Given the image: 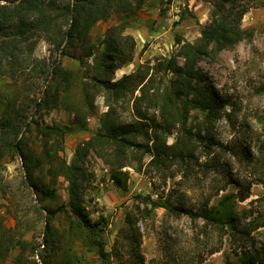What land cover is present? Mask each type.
I'll return each instance as SVG.
<instances>
[{"label":"rangeland","instance_id":"374dc122","mask_svg":"<svg viewBox=\"0 0 264 264\" xmlns=\"http://www.w3.org/2000/svg\"><path fill=\"white\" fill-rule=\"evenodd\" d=\"M213 3L214 0H155L152 9L144 4L137 19L124 30L136 40L133 59L117 69L114 77L135 72L144 74L145 80L152 81L155 87L161 86L171 74L165 77L153 66L177 52V38L194 42L199 37L200 28L210 20ZM241 4L248 7L240 20L244 37L198 62L213 88L227 100L219 117L208 118L200 109L188 110L184 127L176 123L164 132L162 142L167 156L155 162L149 154L137 151L142 156L139 164L127 151L126 162L130 163L122 168L129 174L126 190L113 183L109 165L102 158L93 151L85 157L91 172L83 193L85 212L92 221L103 219L101 231L89 234L80 228L65 206L67 182L60 179L54 185V197L44 200L57 210L50 218L54 231L50 234L44 228L45 212H40L35 196L20 181L19 158L1 166L0 227L10 229L13 236H22L29 246H34L38 264H42V258L45 264H140L126 236V213L141 232L138 252L143 256L142 264H243L249 256L263 258L260 250L264 248V0H241ZM119 22L115 15L98 21L90 31V40L98 44L105 29ZM50 48L40 38L34 52L39 57L53 56ZM90 60L85 63L90 64ZM177 60L182 62L181 57ZM61 62L77 72V80L62 93L64 105L42 109L40 117L44 123L66 130L59 154L69 162L77 145L98 131L99 118L107 106L103 92L90 87L88 92L96 111L86 119L89 129L82 131L71 124V107L81 105L80 81L87 82L85 73L89 76L92 69L69 57H62ZM8 81L1 78L0 87ZM41 90L42 87L33 91L31 97L36 99ZM134 94H139V90ZM110 103L120 120L132 118V97L111 99ZM145 104L142 102V108ZM148 114L156 115L157 111L149 109ZM195 133L211 136L215 143L209 145L196 138ZM175 142L179 144L174 145ZM177 149L183 150V156H173ZM109 154L110 149L105 148L108 160ZM38 172L47 180L43 168ZM242 194L247 197L240 200ZM147 198L161 205H152ZM165 204L179 205L195 213L213 208L225 217L233 215L237 219L232 226L216 225L199 215L171 211ZM43 236L53 239L46 251ZM101 252L107 256L101 257ZM17 253L18 250L8 252L0 258V264H16Z\"/></svg>","mask_w":264,"mask_h":264},{"label":"trees","instance_id":"16d2710c","mask_svg":"<svg viewBox=\"0 0 264 264\" xmlns=\"http://www.w3.org/2000/svg\"><path fill=\"white\" fill-rule=\"evenodd\" d=\"M146 1L0 0V79L9 80L4 87H0V168L5 162L19 158L22 167L20 181L35 196L40 212H45L44 228L50 234H54L50 218L57 210L47 206L44 200L54 197V185L60 179L67 182L68 199L65 206L80 228L89 234L102 230L99 225L104 224L103 219L92 221L84 207L83 193L91 178L85 157L90 151L109 165V176L113 183L126 190L129 174L122 168L130 163L126 162L129 159L127 151L131 153L130 158L139 164L142 156L137 155V151L149 154L151 161L155 162L167 156L166 146L162 142L164 132L176 123L184 127L188 110L200 109L206 117L215 118L227 105L226 98L213 88L207 73L198 67V62L207 54H216L244 37L245 30L240 27V20L248 7L240 5L241 0H214L210 20L200 28L199 37L194 42L177 38V52L155 63L153 67L156 72L163 73L165 77L171 74L164 78L161 86L155 87L152 81L145 80L144 74L128 72L114 77L117 69L133 59L136 40L124 30L137 19ZM163 11L164 8H161ZM113 15L120 22L108 26L98 44L92 42V27ZM40 38L51 45L53 56L39 57L35 54ZM62 57L75 59L92 69L89 76L85 73L88 81H80L81 105L68 107L73 113L70 123L82 131L89 129L86 119L96 111L88 92L90 87L103 92L107 106L99 118L98 131L77 145L69 162L59 154L63 149L66 130L44 123L40 117L42 109L64 105L62 93L67 92L77 80V72L63 66ZM177 57L182 58L181 63ZM89 58L90 64L85 63ZM41 87L40 95L33 99L31 93ZM136 90H139V94L135 95ZM125 96L133 98L130 120H120L110 103L111 99ZM142 102H146L144 108ZM149 109H156L157 114L149 115ZM194 135L209 145L215 143L211 136ZM105 148L110 149V160L104 155ZM182 151L177 149L173 156H183ZM187 153L189 156L191 150ZM40 168L45 170L47 180L40 176ZM246 197L242 194L239 199ZM147 200L152 205H161L150 198ZM164 206L171 211H186L190 216H202L205 221L216 225L226 223L232 226L237 219L233 215L225 217L213 208L195 213L179 205ZM124 221L128 227L126 236H129V244L142 264L143 256L138 252L141 232L130 214H125ZM10 232V229L0 227V258L12 250H18L16 264H38L34 258L37 255L35 247L29 246L22 236H13ZM85 237L88 239L89 236ZM52 243V236L42 237L44 251ZM260 251L264 254V248ZM100 255L103 258L107 256L104 252ZM39 256L42 258L41 254ZM41 262L45 264L43 258ZM243 264H264V255L262 259L256 255L249 256Z\"/></svg>","mask_w":264,"mask_h":264},{"label":"crops","instance_id":"0c3cea01","mask_svg":"<svg viewBox=\"0 0 264 264\" xmlns=\"http://www.w3.org/2000/svg\"><path fill=\"white\" fill-rule=\"evenodd\" d=\"M155 0H148L147 1V3L145 4L146 6H145V8H153L152 6H153V2H154Z\"/></svg>","mask_w":264,"mask_h":264}]
</instances>
